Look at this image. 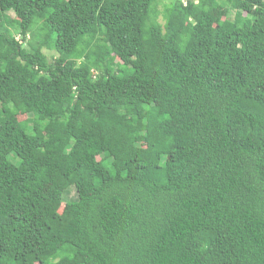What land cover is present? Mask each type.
Returning <instances> with one entry per match:
<instances>
[{
  "label": "trees",
  "instance_id": "obj_1",
  "mask_svg": "<svg viewBox=\"0 0 264 264\" xmlns=\"http://www.w3.org/2000/svg\"><path fill=\"white\" fill-rule=\"evenodd\" d=\"M157 6L0 0V264H264V0Z\"/></svg>",
  "mask_w": 264,
  "mask_h": 264
},
{
  "label": "rangeland",
  "instance_id": "obj_2",
  "mask_svg": "<svg viewBox=\"0 0 264 264\" xmlns=\"http://www.w3.org/2000/svg\"><path fill=\"white\" fill-rule=\"evenodd\" d=\"M157 1H158L157 9L161 10V9H162V4H164V3H168V1H170V0H157ZM158 21H159L160 23L163 22V20H162V18H161L160 16H159ZM4 24H5V23H4ZM5 25H6V24H5ZM10 30H11V31H14L13 27H10ZM44 52H45V54H46L49 58H53V57L56 55L53 51H47V50H45ZM25 117H26V116H24V115H18V116H17L18 120H20V121L24 120ZM74 197H75V195H74L73 190H69L68 193L65 194V196H64V198H65L66 200H67V199H68V200H72Z\"/></svg>",
  "mask_w": 264,
  "mask_h": 264
}]
</instances>
